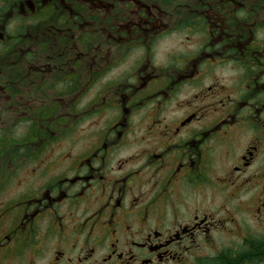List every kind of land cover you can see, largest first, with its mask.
Here are the masks:
<instances>
[{"label":"flooded vegetation","instance_id":"af4514ba","mask_svg":"<svg viewBox=\"0 0 264 264\" xmlns=\"http://www.w3.org/2000/svg\"><path fill=\"white\" fill-rule=\"evenodd\" d=\"M0 264H264V0H0Z\"/></svg>","mask_w":264,"mask_h":264},{"label":"rangeland","instance_id":"374dc122","mask_svg":"<svg viewBox=\"0 0 264 264\" xmlns=\"http://www.w3.org/2000/svg\"><path fill=\"white\" fill-rule=\"evenodd\" d=\"M179 34L177 33V35H172L171 37V40L169 41V43H166V42H161V45H165V44H168L169 45V48H171V45L174 46L175 50H179V51H176L177 54L182 52L184 53L185 51H192V49L196 46V42L194 40H192L189 44H186V45H181L180 44V40L178 39L179 37ZM187 45H192L193 47H189ZM164 47V46H163ZM161 47V48H163ZM164 51H167V50H164ZM179 56V55H178ZM208 79V78H207ZM208 81H211V78L208 79ZM220 81V80H219ZM221 83H224L225 84V81H222ZM227 83H230L229 81ZM223 85V84H222ZM213 116H218L216 113L213 114ZM78 131H79V128H78ZM225 165L222 164V166H219L217 167V169L219 171H221V169L224 167ZM228 169V167H226Z\"/></svg>","mask_w":264,"mask_h":264}]
</instances>
